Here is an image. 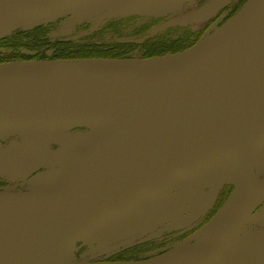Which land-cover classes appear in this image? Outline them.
I'll use <instances>...</instances> for the list:
<instances>
[{
	"label": "water",
	"instance_id": "water-1",
	"mask_svg": "<svg viewBox=\"0 0 264 264\" xmlns=\"http://www.w3.org/2000/svg\"><path fill=\"white\" fill-rule=\"evenodd\" d=\"M185 1L0 0V39L76 9L100 23L178 15ZM229 1L211 0L172 24L203 22ZM12 138L22 141L6 170L48 172L26 192H0V264L218 263L264 206V176L256 170L264 151V0H249L176 54L0 64V142ZM61 182L65 189L46 190ZM223 185L234 189L194 243L131 262H80L74 254L77 243L137 201L214 187L213 203ZM147 219L140 216L141 226ZM263 241L251 234L238 264Z\"/></svg>",
	"mask_w": 264,
	"mask_h": 264
},
{
	"label": "flooded vegetation",
	"instance_id": "flooded-vegetation-1",
	"mask_svg": "<svg viewBox=\"0 0 264 264\" xmlns=\"http://www.w3.org/2000/svg\"><path fill=\"white\" fill-rule=\"evenodd\" d=\"M211 0H196L189 3L186 10L181 12L183 15L191 14L195 10L200 9L205 6ZM246 0H231L229 5L225 6L224 9L219 10L216 14H213L211 18L204 24H187L180 26L169 27L166 30L156 32L153 34L155 36H150L146 38L147 35L156 30L155 26L159 24H167L171 21L170 18L161 19H146L138 17H129L122 19H112L105 22L101 27L98 28L95 37L93 38V44L100 47L101 42H96L102 35L105 39V44L112 46L123 45L125 50L123 55L130 57H138L143 55L140 52L141 47L145 44L144 41H148L153 38H161L172 41L174 45L169 50V53H180L184 52L194 45H196L200 40L205 37L208 33L213 32L217 27L224 24L229 18H231L237 11L242 7ZM181 17L182 15H176ZM61 22L50 24L46 26L45 29L48 30L46 36L47 39L51 38L50 45L48 48L44 49H34L33 51H23L24 55L30 57L29 60L24 61H37V60H67V59H123L114 57H88V58H71L76 56L77 51L75 47L70 48L69 52L60 53L59 44L64 45V49H69L66 47L69 43L81 42L83 39L89 38L90 26L85 24L81 27L76 28L73 31V35L67 37L54 36L55 33L61 30ZM147 28L146 33H143V29ZM142 33V35H141ZM78 38L80 35H83ZM49 37V38H48ZM45 38V39H46ZM142 39V45L135 44V39ZM123 39L125 42H123ZM129 39V40H125ZM147 39V40H146ZM114 41V42H113ZM116 42V43H115ZM113 47V46H112ZM112 47L106 50V53L113 52ZM63 49V48H62ZM63 49V50H64ZM171 49V48H170ZM25 52H30L25 54ZM80 53V51H78ZM167 53V54H169ZM115 54V53H114ZM62 56H69L66 58H59ZM129 59V58H125ZM22 140L20 138H12L6 141L0 142V192H26L30 190L35 182H37L43 174L48 172L46 166L39 167L30 175L19 176L16 173L6 170L11 158L14 156V152L17 146ZM56 148V146H55ZM25 156V155H24ZM258 163H256V170L260 176H264L258 169ZM214 187L211 189H204V192H197L187 197H182L179 191L172 193L167 200H175L174 205L177 207L173 208L172 211L165 213L162 219H147L143 226H139L129 232H125L121 235H116L113 233L106 234L105 232L101 236H107V238L100 237L98 241L84 243L80 241L73 247L74 254L78 261L80 262H131L140 261L155 256L164 255L174 249L180 243L189 242L194 243L198 237L193 239L195 234L201 230L219 211V209L224 205L226 200L229 198L233 187L229 185H223L219 189V193L211 203V198L214 195ZM207 192L209 196H207ZM256 213L251 219V223L247 227L249 234L255 235L252 232H256L258 235H264V213L260 216H256ZM145 218V214H142V219ZM247 234L248 236H250ZM246 242V241H245ZM259 242V241H258ZM253 246V249L258 251L255 247H261L264 250V241ZM119 246V247H117ZM123 246V247H120ZM95 250L96 248H102L96 252H92V258H82L81 255L85 254L87 248ZM90 254V253H89ZM264 254V253H262ZM224 257L218 261L222 262ZM217 264V262L215 263Z\"/></svg>",
	"mask_w": 264,
	"mask_h": 264
},
{
	"label": "rangeland",
	"instance_id": "rangeland-1",
	"mask_svg": "<svg viewBox=\"0 0 264 264\" xmlns=\"http://www.w3.org/2000/svg\"><path fill=\"white\" fill-rule=\"evenodd\" d=\"M193 1H196V0H186L185 2H180L179 3L180 6L178 8L176 7V11L180 15L186 16L187 14L183 15L182 13H184V12H181L180 10H182V11L183 10H186L187 6H189V3L190 2H193ZM241 1H243V0H241ZM248 1L249 0H246L243 3L242 7ZM230 2L231 1H229L228 4H226L225 6L229 5ZM99 3L96 2L94 5H93V3H91V4H84V5L96 6ZM225 6L221 7L220 10L221 9H224ZM239 10H241V9H239ZM239 10L237 12H239ZM78 11L79 10H77V9L74 10V14L75 15H72V17H66L65 16V17H61L60 18L59 22H61V25H60L61 30L58 31L57 33H55L54 36L67 37L69 35H73V31L76 28L81 27V26H83L85 24H88L90 26V29H89L90 31L89 32H90V34H93V33L97 32L98 28L101 27L105 22H107L109 20H112V19H122V18H110V19H104L100 23H97V22H95V16H94L95 15V11H92V16H94V17H91V12H89V14H88L87 11H84L83 9L80 12H78ZM167 11H168V9H166L163 13H166L167 14ZM129 17H138V18H146V19H161V18H170L171 19V21H169L165 25L159 24V26L153 27L152 30H154V28H157V29L154 30L151 33V35H147L146 38H148L149 36L151 38L152 36H155L153 34H156V32L166 30L169 27H174V26H180L181 27L182 26V25L172 24V21H174L175 19L178 18L175 14H169V15L167 14V15L162 16V17H159V18L154 17V16H148V15L147 16L132 15V16H129ZM129 17H126V18H129ZM210 18H208L207 20H205L203 22H200L198 24H204ZM198 24H196V25H198ZM95 35H96V33L93 34V35H91L88 39H92V41H93V38L95 37ZM205 37H203V38H205ZM125 40H129V39H125ZM96 42H99V40H97ZM123 42H125L124 39H123ZM145 42L146 41H144V43ZM134 43L135 44H139L138 46L140 47L142 45V39H138L137 38V39L134 40ZM2 52L4 53V51H2ZM25 54H29V53L28 52H25ZM169 54H172V53H169ZM134 58L135 59H143L141 57H133V58H129V59H134ZM257 163H258V166H259L258 169L260 170L259 172H261L262 174H264V151L259 155V159H258ZM167 199L168 198L163 199V198L158 197V196H156V197L155 196H150V197L144 198V199H142L140 201H137V202L129 205L128 207H126V209L124 210V212H122L121 215H119L117 218H115L112 221V223H109V224H106L105 223L106 225H104V223L100 224L92 232V234L90 236H88L87 238L86 237L84 238L83 244L84 243H88L89 241H91V242L98 241V239L100 237L107 238V236H105V237L104 236H101V234L104 233L105 231H106L105 233H109V234L110 233H113V234H116V235H121V234H123L125 232H129L130 230H133L135 228H138L139 226L142 225V223L140 222V216L143 213L148 216V219L149 218L150 219H152V218H154V219H162V217H164L166 211H168L170 208L173 209V208L177 207V205H174V201L175 200H173V199L167 200ZM263 213H264V206L262 208H260L256 212V216H260ZM248 232H251V230H248V228H247V230L245 231V233L243 234V236H241L239 238L238 242L235 244V246L232 248V250L227 254V256L223 259V261L222 262H219L217 264H230V263L231 264H238L237 260H241L240 258L243 257V252H245V249L243 248L244 241H246V239L248 237H250V236L247 235V234H249ZM252 233H254L256 235V232H252ZM249 235H251V234H249ZM117 247H119V246H117ZM120 247H123V246H120ZM255 248L258 251H256V250L252 251L251 252V259L246 260L245 261L246 262L245 264H264V254H262V253H264V250H262V248L261 247H258V246H256ZM100 249H102V248H96L93 251L89 247V248L86 249L85 254H82L81 257L82 258H86V259L87 258H92L93 255H91V253L92 252H96V251H98ZM240 264H244V261L243 260L240 261Z\"/></svg>",
	"mask_w": 264,
	"mask_h": 264
},
{
	"label": "trees",
	"instance_id": "trees-1",
	"mask_svg": "<svg viewBox=\"0 0 264 264\" xmlns=\"http://www.w3.org/2000/svg\"><path fill=\"white\" fill-rule=\"evenodd\" d=\"M59 20L60 19L49 23H44L33 29H18L13 33H11L10 35H8L7 37L0 39V64L14 62V61L29 60L30 57L24 55L23 51H31V50L33 51L34 49L39 50L41 48L42 49L48 48L50 45L51 38L54 40V37L51 38L48 37L49 39H47L46 36H51V35L50 34L47 35L48 30L45 28L50 24L59 22ZM146 31L147 28L145 27L143 29V33H146ZM98 40L99 42L102 43V46L100 47L94 45L92 39H88V38L83 39V41L81 42L69 43L66 46L69 49H64L65 44L64 45L59 44L58 47L60 53L69 52L70 48L75 47V50L77 51V53L75 54L76 56H73L71 58H75V57H79V58L123 57V59L132 58L130 56L123 55V51L125 50L123 45H116L118 48L115 47V44H112L113 47L110 45H106L105 39L102 38V35L99 37ZM172 45L174 44L170 40L161 39L157 37L150 39L147 42H145V44L141 47L140 52L143 55H139L138 57L148 59L153 57L164 56L167 53H169L168 52L169 50L173 49L171 47ZM111 47L113 49V52L111 51L109 53H106V50H109ZM2 51H4V53ZM78 51H80V53H78ZM66 57L69 56H62L59 58H66Z\"/></svg>",
	"mask_w": 264,
	"mask_h": 264
},
{
	"label": "bare ground",
	"instance_id": "bare-ground-1",
	"mask_svg": "<svg viewBox=\"0 0 264 264\" xmlns=\"http://www.w3.org/2000/svg\"><path fill=\"white\" fill-rule=\"evenodd\" d=\"M49 187H47L46 190L52 191V190H57V189H65L67 187V183L61 182L59 184H50L47 185ZM46 188V187H45Z\"/></svg>",
	"mask_w": 264,
	"mask_h": 264
}]
</instances>
